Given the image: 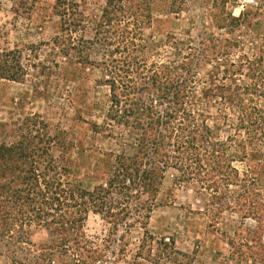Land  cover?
I'll list each match as a JSON object with an SVG mask.
<instances>
[{"label":"trees","instance_id":"trees-1","mask_svg":"<svg viewBox=\"0 0 264 264\" xmlns=\"http://www.w3.org/2000/svg\"><path fill=\"white\" fill-rule=\"evenodd\" d=\"M162 1L164 13L184 9L185 0ZM79 7L77 0H55L62 31L57 45L64 58L100 69L101 83L109 88L108 122L93 128L109 134L123 128L133 153H107L104 178L91 185L57 164L49 137L46 145L32 136L0 140V237L20 231L19 241L35 246L28 229L35 224L58 240L56 247L39 246L36 264H50L56 253L70 264H109L105 250L86 239L89 213L111 225L112 236L120 228L128 233L136 224L146 225L170 169L179 183L196 181L210 191V203L224 202L228 187L240 188L218 213L233 212L257 226L229 238L230 260L264 264V195L258 183L264 173L263 58L234 61L236 44L212 34L197 40L170 37L168 52L160 50L162 44L148 45L143 30L155 0H106L94 37L86 40L76 36L84 29ZM243 23L222 10L215 26L229 34ZM97 54L101 61H91ZM207 66L211 69L203 73ZM226 129L234 134L224 139ZM252 161L259 166L247 165L242 173L235 167Z\"/></svg>","mask_w":264,"mask_h":264},{"label":"rangeland","instance_id":"rangeland-1","mask_svg":"<svg viewBox=\"0 0 264 264\" xmlns=\"http://www.w3.org/2000/svg\"><path fill=\"white\" fill-rule=\"evenodd\" d=\"M222 1L185 0L183 11L175 15L164 13V2L155 0L143 38L148 45L162 44L160 50L168 52L170 48L165 45L170 37L197 40L200 35L212 34L236 44L232 49L234 61L263 58L264 69V1L257 9L245 13H240L228 0H224L226 4ZM77 2L84 29L76 36L90 40L106 0ZM222 10L240 19L243 25L229 34L218 29L215 21ZM61 37L55 0H0V127L4 129L0 140L11 142L32 136L41 138L44 145L49 137L51 155L57 164L69 169L73 179L96 185L104 178L106 154L124 151L131 155L133 149L126 144L133 140L122 134L126 132L123 128L110 134L95 132L93 125L106 121L109 88L102 85L99 68L83 66L74 57L62 56L57 45ZM90 60L99 62L101 58L98 54L91 55ZM210 69L204 67L202 72ZM229 134L234 131L226 129L223 138ZM260 150L264 153V140ZM247 165L259 166L254 161L235 163L241 173ZM177 176L176 171H167L150 219L146 225L136 224L128 233L120 228L112 236L113 227L100 215L89 213L84 233L89 242L105 250V261L237 264L230 260L234 250L228 240L235 238L242 228L252 232L257 224L233 212L218 213V209L233 202L240 188L228 187L231 193L224 202L210 203V191L196 181L179 183ZM258 178L259 190L264 195V173ZM28 229L35 246L20 242L18 238L23 236L20 231L0 237V264H36L42 252L39 246H57V237L50 236L45 228L33 224ZM50 264H70V261L56 253Z\"/></svg>","mask_w":264,"mask_h":264},{"label":"built area","instance_id":"built-area-1","mask_svg":"<svg viewBox=\"0 0 264 264\" xmlns=\"http://www.w3.org/2000/svg\"><path fill=\"white\" fill-rule=\"evenodd\" d=\"M229 3L235 6L240 13H245L247 10L257 9L264 0H228Z\"/></svg>","mask_w":264,"mask_h":264}]
</instances>
